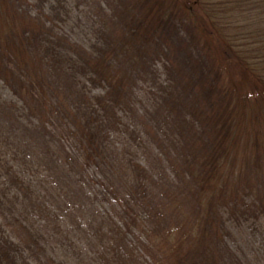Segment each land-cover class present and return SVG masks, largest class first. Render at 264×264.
I'll list each match as a JSON object with an SVG mask.
<instances>
[{
	"label": "rangeland",
	"instance_id": "rangeland-1",
	"mask_svg": "<svg viewBox=\"0 0 264 264\" xmlns=\"http://www.w3.org/2000/svg\"><path fill=\"white\" fill-rule=\"evenodd\" d=\"M138 1H1L31 23L17 38L39 69L32 80L0 46V264H106L111 243L112 264H126L129 249L146 243V227L156 225L143 226V210L169 180L161 164L154 173L142 160L159 157L154 134L168 140L167 115L188 113L191 93L173 97L172 88L209 87L222 77L213 79V63L184 20L167 25L163 37L156 31L143 63L131 58V30L144 38L149 29ZM96 60L126 70L128 106L97 78ZM242 193L237 213L235 199L219 203L214 243L225 264H264V207L259 199L250 207L251 194Z\"/></svg>",
	"mask_w": 264,
	"mask_h": 264
},
{
	"label": "trees",
	"instance_id": "trees-1",
	"mask_svg": "<svg viewBox=\"0 0 264 264\" xmlns=\"http://www.w3.org/2000/svg\"><path fill=\"white\" fill-rule=\"evenodd\" d=\"M1 1L0 46L32 78L39 68L29 65L24 43L17 38L23 26L31 23L11 13ZM139 1L145 8V24H149L148 38L131 30L132 37L125 41L131 58L143 63V50L157 41V32L161 30L163 37L167 25L184 20L193 28L205 58L214 65L213 79L222 78L209 87L172 88L173 97L191 93L190 101L184 102L188 113L167 115L168 140H157L154 134L159 157L151 161L148 153L142 160L145 169L154 173L161 164L169 185L162 183L156 202L143 210V226L148 220L156 225L146 227V243L129 249L126 264H225L212 231L223 212L219 203L240 198L243 204L242 192L247 190L251 194L248 205L259 199L264 207V0ZM135 8L126 7L128 12L133 10L130 16ZM154 20L157 24L152 27ZM94 63L97 78L111 86L116 103L128 106L127 93L132 87H125L129 84L126 70L109 67L105 60ZM186 76L184 82L191 77ZM176 142L186 145L182 148ZM233 208L236 212L237 202ZM111 244L102 253L106 264L116 262Z\"/></svg>",
	"mask_w": 264,
	"mask_h": 264
}]
</instances>
